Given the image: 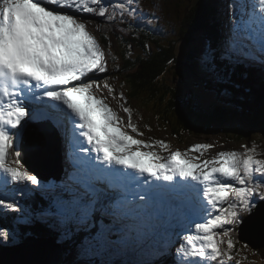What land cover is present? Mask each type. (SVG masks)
Here are the masks:
<instances>
[{"label": "snow or ice", "instance_id": "6c2138e0", "mask_svg": "<svg viewBox=\"0 0 264 264\" xmlns=\"http://www.w3.org/2000/svg\"><path fill=\"white\" fill-rule=\"evenodd\" d=\"M258 2L264 14V0ZM116 7L135 14L125 3ZM107 12L108 6H102V0H0V172L15 183L40 184L35 175L21 170L23 165L18 160L13 161L18 167L9 166L7 158L14 138L11 130L29 115L26 102H57L50 106L59 114L57 125L73 140L84 138L103 164L135 170L145 183L149 178L174 182L179 177L196 182V187L202 186L207 201L203 222L195 223L196 235L184 237L177 251L189 258L188 264L209 258H220L223 264L224 256L232 261L235 229L251 225L257 199L264 200V159L256 158L255 146H245V152L220 151L212 159L202 161L199 156L192 158L180 150L168 158L155 151H141L140 148H152L153 144L122 131L117 125V114L93 92L94 85L99 88V81L91 79L90 74L106 72V61L99 43L87 30L86 21L76 14L104 17ZM213 55L209 52L206 57L209 64ZM124 111L129 113L128 127L137 132L131 109L125 107ZM156 143L168 147L166 141ZM213 147L211 143H200L189 151L199 153ZM81 151L88 152L89 148L81 145ZM15 155L19 157L20 153ZM257 173L262 177L259 181ZM117 174L129 181L137 180L126 171ZM158 187L149 185L143 195H136L143 200L150 193L155 195ZM185 187L171 185L170 194L179 196ZM0 206L21 211L17 202L4 197H0ZM260 215V227L264 228V212ZM223 237H228L226 250L221 247L225 243ZM9 238H15L14 230L0 229V240Z\"/></svg>", "mask_w": 264, "mask_h": 264}, {"label": "rangeland", "instance_id": "374dc122", "mask_svg": "<svg viewBox=\"0 0 264 264\" xmlns=\"http://www.w3.org/2000/svg\"><path fill=\"white\" fill-rule=\"evenodd\" d=\"M110 1L115 3L117 0H102V6H108V13L110 12V9L112 8V4ZM178 1L179 0H133L131 2V4H129L127 6L128 7L131 6L132 9L137 8L139 10H143L144 12H149L146 14L147 20L146 19L144 20L145 21L144 27L152 28L153 27L152 25H156L158 28V32L162 33V32H164V30L161 29V27L165 24H168L169 20H171L172 22H175V21H178L182 18V14L184 12L185 7L183 4H179ZM222 1H224V0H222ZM151 2H157L158 6L156 8L160 9L162 12L154 13L152 10L153 8L150 6ZM225 2H227V4L236 5L239 2V0H229V1L226 0ZM219 5H221V3H219V2L217 4H214L213 7L215 8V10H213V13L217 12V10L219 9L218 8ZM222 12H224V15L228 19L227 27H226V29H224V34L227 37L240 36L241 40H242L244 36L246 37V35H250L249 30H250V27L252 25H254V27L258 30V24H261V18L256 15L252 3H249V5L247 6V12L245 13L246 18L247 17H249V18H247V19L245 18L243 23L234 24V30L236 32V34H234L228 28L232 27L233 21H238L239 18L236 16H230L226 10H222ZM76 15H78V13ZM130 16L131 15H129V14H124V13L118 12V13H115V15L111 14L110 20L120 22L121 24H123V28H127L128 22H132V19L130 18ZM163 16L166 18L163 19ZM256 16L260 18V22H258V21L256 22L253 20V18H255ZM89 18H90V15H88L86 20H85L87 23V27H89V25H90L89 21H88ZM91 18H92V24L94 25L95 21H96V15L92 14ZM173 26H176V25H173ZM105 27H108L112 31L111 27H109L107 25ZM95 29L98 30L97 27H95ZM172 30H173V28H171L170 26H167L166 31L170 35V38L162 43V45L166 48L174 41V39L176 37V35L174 34L175 30H174V33ZM200 48L203 49L204 47H200ZM182 50L183 49H181V51ZM193 50L195 51V49H193ZM190 54H191V51H190ZM190 57H191V55H190ZM245 60L246 59H243L242 62H239L237 60V58H234L232 61V64L239 66ZM255 68L258 69L257 66ZM243 73L245 76L249 75V72H243ZM172 74H173L172 69L169 68V70L166 73V77L171 78L173 76ZM211 79H214V78L211 77ZM98 81H99V88L96 87V90H93L95 96L98 99H102V100H103L104 96H106V98L109 100V102L112 106L113 112H115L117 114V116L119 118H121V122L119 120H117V125L120 127V129L122 131H124L126 134L133 136L135 139H139L142 136L141 133L143 134L142 128L144 127L143 126L144 121H140V120L142 119L143 116L149 117L150 116L149 113H156L155 112L156 110H154L153 107H147V105H149V104H147L143 98H137L136 96H134V98H135L134 100L131 101V99H128V95H129V93H131L129 85H128V91L129 92L127 91L128 92V94H127L123 90L124 86H123V84H121L122 83L121 80L117 79V82L119 85L118 88H119L120 93H114L112 91L110 92V89L106 90L102 86L103 83L100 80H98ZM239 85L242 86L240 83L239 84L236 83L235 80H233V81L229 80L228 85L223 87V89L235 90L236 92H238L240 90ZM243 87H244V85L242 86V88ZM183 88L189 89L190 92H192V93L195 92L196 96L199 99L204 98L207 101V103L209 105H211V107L217 106L218 109H220V107L222 106L221 104L224 102H228V101L236 102V101H238L237 98L239 99V96H237V98H236L234 94L231 96L228 94L230 97L226 98L225 97L226 92L222 93V94H217L215 92H208V93L204 94L203 91L194 90V88L192 86L185 85V84H184ZM93 89H94V86H93ZM121 93H123V97H121ZM247 94L250 95L251 97H255L252 93H250V92L248 93V91H247ZM137 100H142L146 105V109L144 111L142 110L141 112L135 110L134 114L131 113V121H132V123H135V125L137 126V129H138L137 132H133L132 129L130 127H128L129 113L125 112L124 108L121 105H126L128 101H130L129 102L130 104L135 105V104H137L136 103ZM248 101L250 102L251 100H248ZM45 102L47 103L48 100L45 99ZM246 106L248 107L247 104H246ZM247 107L243 109V111L245 113H248ZM128 108L132 109L133 107L131 106ZM239 108H240V106H239ZM214 112H217V110H214ZM210 113L211 112L208 113L209 118H207V122H205L203 119L197 120L199 122V125L195 130L198 133L196 136H193V137H191V136L188 137V136H184V135L180 136V137H182L181 141L183 143L187 141L189 143L194 142V144L211 143L214 145V147L211 149L201 150V152L198 153L200 155H208L210 157H213V156L217 155L220 151H229V150L240 151L242 144L238 140H236V141H238V143L226 141L230 145H227L223 148L218 147L217 140L220 141V138H224V140L229 139V140L234 141L236 138L233 137V135L235 133L233 131H236V134H239V138L240 137H247L249 134L250 135L255 134L256 131H260L259 128H253L254 131H250L248 128L246 129L242 124L239 123V119L234 121V123H235L234 127L237 129H234L230 125H229L230 127H228V125H227L226 126L227 128H226L224 126H220V125L218 126L216 124L215 128L217 131H215L212 128H209L210 127L209 125H212L211 124L212 122H216L215 118L210 117ZM51 114H52V111H51ZM213 114H215V113H213ZM224 115L226 116L228 114L223 113L222 110L219 111L217 121L223 120ZM158 116H160V115H158ZM255 120L258 123L264 124L263 122H260V121H264V119L259 117V113L255 115ZM54 121H56V120L54 119ZM138 122L140 124L139 125L140 127L136 124ZM228 124H230V123H228ZM182 125L184 126L183 122H182ZM231 128L233 131L231 130ZM39 129H40V131H42L43 127H39ZM56 129L57 130L60 129V127L57 125V123H56ZM33 130H35V129H33ZM53 130H55V129H51V130L46 129V133L50 134V132H52ZM21 131L19 130V132H21ZM23 131H24V133H26L27 128L25 127ZM147 131L150 132L151 134L157 135L159 137L164 136V138H166V136H168V139H170V140L174 139L176 141L175 142L176 150H180L182 153H187L182 148L183 146L181 145V143L178 141L180 134L175 130V128L172 129V128L149 127L147 129ZM182 131H184V130L182 129ZM244 132L246 133V135L244 134ZM46 133H44L43 135H46ZM145 135H146V133H145ZM185 135H188V134L185 133ZM24 136L22 137L23 138L22 142H24L23 148H22L21 154L19 156V161H22V162L26 159H29L32 156V152H29L30 150L27 149L28 145L24 139ZM35 136H36V134H35ZM32 137H33V132L30 134V141H31ZM55 139L57 140V136L55 137ZM258 139L264 141V137H261ZM20 141L16 142V144H14V147L12 149H9L10 155L7 159L11 162L15 161L14 154L17 152V149L19 150V148H20V145H21ZM76 142H77V145H80L82 143V138L80 139V141H76ZM234 143H237V144L234 147H232V145ZM85 144H87L86 141H85ZM54 146L56 147V142H55ZM134 147L135 146H133V148ZM68 148H69V146H66L65 142H63V146H61L58 149V151H60V150L62 151V149L67 150ZM158 149L159 148H155V150H158ZM23 152H25V153L23 154ZM46 154L48 156L53 155L52 152L49 150H46ZM80 156H81L82 160L85 159L83 151H81ZM87 158L90 159V156L87 155ZM93 161L95 163V160H93ZM30 162H31V160H29L28 164ZM31 164H32V162L30 163V166H31ZM53 165H54V162L50 167L52 168ZM50 167H48V168H50ZM59 174H61V173L59 172ZM72 175H73V172L70 171L69 176H72ZM186 182L187 181H182L180 178L177 177L176 181H174L172 183H173V185H175L177 183L178 184L183 183V185H184ZM22 184H23V189L26 191L27 190L34 191V188L36 186V185L31 186L29 183H22ZM153 184H154L153 181H150L149 185H153ZM149 185H148L147 190H149ZM38 186L41 187V190H48L49 189V192L50 191L52 192V190H54V189H52L50 182L44 183V182L40 181V184ZM78 186L83 187V184H79ZM170 186H171V184L166 181L162 197L158 196V197H156L157 198L156 200L154 199L151 202V204L153 205V209L159 214V216L161 217L162 220H170L171 215L176 218L177 217L176 212L179 213L178 208L173 209V206H171V205L168 207V212H163L159 208V203L161 202L162 199L169 200V197L171 198L173 196L170 194ZM182 191H183L184 195L188 196V198H189L190 194H189L188 190L186 189V187L184 188V190L182 189ZM159 193L162 194V189L159 190ZM69 196H74V193L70 194ZM185 199H186V197H185ZM195 199L197 201V204L195 205L196 209L198 210L197 214L201 211V213L204 217L205 213H204L203 209L207 205V202H205L203 200V196H201L200 194H196ZM99 201L101 204V200L98 199V202ZM84 203L86 204L85 201H84ZM130 207L133 208V209L130 208L132 213L138 214L137 206L133 203V200H131ZM126 208H127V206H126ZM94 209H95V204L92 202L91 211H93ZM117 209L114 208V210L117 211L118 214L119 213L122 214L120 217V222H123L125 220V222L128 224V222L126 220H129L130 221L129 224L132 223L131 230L127 231V233H124L122 229L118 228L119 227L118 225L115 226V224H114L113 226H111V225L109 226L107 224L101 223L102 225H105L104 227H101V230H102L101 238L96 237V236L92 237V236H88V235H87V237L82 238L85 234V231H87L85 229L88 226L87 223L89 221V217L88 218L84 217L86 215V209L82 205L80 208H78L76 215H75V214L70 212V209L68 206H66L64 203L60 202L59 200L54 199V201L52 202V207L48 208L47 210H45V209L44 210H40V209L36 210L37 213H35L34 215H30L25 220L28 221L30 224H32L37 220L38 217H41L50 226V228L56 232V234L59 237L58 238L59 240H60V238L62 240H65V247H67V248L69 247V249H71V251H73V250L75 251L74 253H70L69 250H67V251L63 250L64 254H62V256L64 257V260L62 261V264H94V263H100L101 264L102 260L105 259V257L111 258L112 260H116L117 258H119L118 256L120 254H122L123 252H125L127 249L130 248L131 244L136 245L140 239V236L143 232L144 227H147L151 224V221L149 218L133 217V218L127 219L126 214H125V209L122 207L117 208ZM107 213H109L108 216L110 218H112L113 214L110 212V210ZM109 217H107L106 221H111ZM147 217H149V216L147 215ZM178 218L181 219L180 216ZM101 221L106 222L105 220H101ZM181 221L183 223L182 219H181ZM118 222H116V223H118ZM113 223H115V222H113ZM83 226H85V227H83ZM94 226H95L94 223L91 222V225L88 228V230H91L92 228H94ZM107 226H109V227H107ZM98 227H99V232H101L100 225ZM104 228H106V231L104 230ZM77 231H78V235L73 236L77 233ZM80 233L82 234V236H79ZM99 234H101V233H99ZM77 237L79 239H82V241L69 242V241H73ZM16 240H17V238L15 237L14 239L9 238L8 240H3V241L10 244L11 247H16L18 245V242ZM161 240L164 241L167 239L162 238ZM3 241H1V242L4 243ZM12 241H14L13 242V243H15L14 245L12 244ZM221 247L223 248V245H221ZM10 250L11 249H7L6 252L7 251L10 252ZM0 253H4V250L1 251ZM259 255H261V257L264 258V250H261L259 253H257L256 251L252 250L248 246V252H245V259H250L252 261H258V262H264V259H261L259 257ZM132 256L135 258H139V257L143 256V254L142 253H136L134 251ZM68 258H69V261H68ZM141 259H142V257L140 258V260ZM4 260H5V258H2V261H4ZM238 261H239V259H238ZM202 262L206 263L207 261L202 260ZM0 264H8V261L6 260V263L0 262Z\"/></svg>", "mask_w": 264, "mask_h": 264}, {"label": "trees", "instance_id": "16d2710c", "mask_svg": "<svg viewBox=\"0 0 264 264\" xmlns=\"http://www.w3.org/2000/svg\"><path fill=\"white\" fill-rule=\"evenodd\" d=\"M178 3L183 4L185 8L182 18L176 21V26H171V28H173V33L175 30L174 34L176 37L167 48L164 47L159 40L166 41L170 38L169 34L163 36L160 35L159 37L154 36L153 34H147L145 36H137V38L133 40H127L128 37L123 35L116 36L117 39L120 40L119 45L122 48L121 61L123 67L120 75L124 80V83L127 85L126 87V85L123 84V90L128 94L129 85L131 101L135 99L134 96L137 98H143L145 102L149 104L147 107H153L154 110H156V115H160L162 119H167V121H169V115L172 112L177 114L176 110H179L178 108L176 109L177 106H185V113L190 110L194 113L195 107H200L199 105H195L201 104V101L197 96L190 92L189 89H184L183 86L185 81H188L191 86H194V83L192 82L193 80L195 85H197L198 78L202 79V77L195 72L193 67V64L196 66L204 64L199 59V44L196 43L194 48L195 51L191 50V48L195 42L199 41V39L204 41V39L211 37V34L206 31L207 27L210 29H214L215 27L213 23V12L211 9L213 0H179ZM150 39H153L154 41ZM149 42L151 45H149ZM181 49L183 50L181 51ZM234 50V47L230 49L231 52ZM128 53H131V55L128 56ZM213 60H218V58L214 57ZM257 67L259 68V66ZM169 68H171L173 72L171 78L166 77ZM246 72H249V75L251 76L244 84H242V86L244 85L243 88L239 85V91L241 92L239 99L237 98L239 94L235 90H226V93L231 91L237 98L238 101L233 102L237 111L240 110L243 104L248 103L252 105L255 110H259V117L264 119V82L257 76H254V73L251 71ZM227 73L228 68L224 74L226 75ZM211 77L215 78V74ZM229 80H235V82L239 84V74L233 72ZM193 88L194 90H199L197 87ZM247 91L248 93H252L255 97L248 95ZM228 94L230 96L232 95L231 93ZM193 95L195 100L191 102ZM248 100L251 101L249 102ZM139 101L140 106L146 108L145 103L142 100ZM214 110H217V112H214ZM209 111L218 116L219 109L217 106L211 107ZM240 113L243 112L241 111ZM239 118L242 121H248V119ZM153 120L156 121L152 118L151 123ZM176 123H179L182 126V129H184V126L180 123L178 118L176 119ZM245 126H247L250 131H254L251 125L245 124ZM255 135H257V132H255V134H249L248 140H256L257 137H255ZM233 137L236 138L235 140H238L239 134H236L235 132ZM102 201L106 200L103 199ZM94 204L96 206V203ZM104 206L105 204L101 203L100 209H103ZM90 212L92 211L90 210ZM89 227L90 225L86 227L85 230L87 231H85L84 236L88 235L97 237V230L95 229L93 232L94 234L92 235V231L88 230ZM1 241L3 240H0V252L3 251V248L10 246V244L3 241L4 244ZM13 242L14 241H12V244L14 245L15 243ZM63 249L64 251L68 250L67 247H63ZM261 250H264V248L256 252L259 253ZM259 257L264 259L261 255H259Z\"/></svg>", "mask_w": 264, "mask_h": 264}, {"label": "water", "instance_id": "95a60500", "mask_svg": "<svg viewBox=\"0 0 264 264\" xmlns=\"http://www.w3.org/2000/svg\"><path fill=\"white\" fill-rule=\"evenodd\" d=\"M188 83V81H186ZM245 107L246 104H244ZM247 110L249 111L248 113L243 112L246 116H248L246 119H248V121H240V124H249L251 125L253 128H259L260 131H256V132H260L264 135V124L262 123H258L255 120V115L258 114L256 111L255 113H251V111H254V107L250 104H247ZM222 111H225L226 108L225 107H221L220 108ZM219 109V111H221ZM200 111L198 109H195L194 113H192V111L190 110L189 112H184V114L192 117L193 119L189 120V121H183L184 127L186 129H191L193 131L196 130V128L199 125L198 121L192 122L194 120V116L193 115H199ZM210 117L211 118H215L216 122H212V125H209V128H215V125L217 124L219 126V124L217 123V119L218 116H216L213 113H210ZM260 114V113H259ZM237 115V114H235ZM207 118L208 115L206 113V117H205V121L207 122ZM238 118H235V120H237ZM263 122L264 121H260ZM145 124V123H144ZM146 125V124H145ZM207 127V126H206ZM226 127V126H224ZM217 131V130H216ZM236 132V131H234ZM229 140V139H227ZM56 142V147L55 150L56 151H52L53 155H51L52 159H54V167L59 168V163H58V159H59V151H58V142L54 137H49V136H40L38 139V143H39V148H40V153L38 150H36V154L37 156H31L29 159H26L23 161V164L29 169H31V171H33L34 173H36L39 177L45 179V175L47 173H50L52 171V168H48L47 164L50 161V157H47L46 155V149H47V145L51 144L50 150H52V148L54 147V144ZM48 150V149H47ZM29 160H31L32 162V168L30 166V163L28 164ZM264 212V204L261 205L257 210L256 213L253 215V220L251 225L246 226V228L244 229V232L247 233L245 235H243L241 237V239H243L244 241L249 242L252 246H262L263 244L260 241V238H264L263 234L264 232L255 229V225L256 223L260 222L258 220L261 219V213ZM249 220V219H248ZM247 220V221H248ZM251 229V231H249ZM9 257V258H8ZM5 258V260L3 261V263H6V260L8 261V264H62V261L64 260V257L62 256V250H60V247L56 244V242L53 239H39V238H29L27 240H25L22 244L16 246V247H12L9 255ZM28 259V260H27Z\"/></svg>", "mask_w": 264, "mask_h": 264}, {"label": "bare ground", "instance_id": "6f19581e", "mask_svg": "<svg viewBox=\"0 0 264 264\" xmlns=\"http://www.w3.org/2000/svg\"><path fill=\"white\" fill-rule=\"evenodd\" d=\"M244 16H245V18H246V14H244ZM247 18H249V17H247ZM246 18V19H247ZM253 20L254 21H258V22H260V18L259 17H255V18H253ZM258 30H260L261 32H263L264 33V27H261V24H258ZM255 35L257 36L258 34H257V32H255ZM239 61H241V59L239 60ZM228 93H231L232 95H233V92H231V91H229ZM226 106H227V109L225 110V111H223V113H225V114H228V115H224V119L223 120H220V121H217V123L220 125V126H232L234 129H237V128H235L234 126H235V123H234V119L235 118H238L240 121H242L239 117H241V118H243V119H246L248 116H245V114L244 113H240L241 112V110H239V111H237L236 109H235V104H231V105H229V102H226ZM33 110V109H32ZM31 110V111H32ZM235 114H237V115H235ZM227 116H230V117H227ZM52 118H54V117H52ZM32 120V119H31ZM236 121V120H235ZM228 123H230V124H228ZM53 125L55 126L56 125V121H53ZM229 126V127H230ZM243 126L247 129L248 127L247 126H245V124H243ZM35 127V128H34ZM26 128H27V132L26 133H24V131L22 130L21 132H19V129L17 128L16 129V131H15V133L14 134H12V135H16L17 136V138H16V140H15V144H16V142H19L20 140H21V138L24 136V139H25V141L27 142V145H28V150H30L29 152H32V156H37V154H36V150H38L39 151V153H40V148H39V143H38V139H39V137L40 136H43V134L44 133H46V130H42V131H40V129H39V127H38V125H35L34 123H32L31 124V126L30 125H26ZM33 129H35V130H33ZM46 129L47 130H51V129H54L53 127L52 128H49V127H46ZM33 132V137L31 138V141H30V134ZM35 134H36V136H35ZM244 134L246 135V133L244 132ZM46 136H49V137H56V135H55V130H53L52 132H50V134H47L46 133ZM86 141V140H85ZM54 145H55V143H53ZM33 147V148H32ZM50 147H51V144H49V145H47V149L49 150V151H56L55 150V146L52 148V150H50ZM60 148V147H59ZM58 148V149H59ZM46 149V150H47ZM34 150V151H33ZM17 151H19L18 149H17ZM25 152H23V154H24ZM52 154H53V152H52ZM47 155V154H46ZM47 157H50V161L48 162V164H47V166L48 167H50L52 164H53V162H54V160L52 159V157L51 156H48L47 155ZM9 161V160H8ZM22 162V161H21ZM90 162L92 163V164H88V166H87V169L82 173V176H83V180H86L87 179V175L88 174H90L91 172H92V168L95 166V163H94V161L93 160H90ZM96 164H98V163H96ZM32 164H31V168H32ZM93 166V167H92ZM28 167V166H27ZM117 171L118 172H124V168H123V166H117ZM95 178V176H92V177H90L89 178V180H88V182H91L93 179ZM179 178V177H178ZM190 181H187L184 185H187L188 183H189ZM149 183H150V181H149ZM171 185H173V183L172 182H169ZM181 185H183V183H181ZM183 190H184V188H183ZM96 191H97V189H96ZM119 191H120V196H122V188L121 187H119ZM201 192H202V188H201ZM202 196H203V194H202ZM184 197H186V199L188 198V196H186V195H184ZM128 197H125V199H127ZM98 199L99 198H95L94 200H93V203H97L98 202ZM106 200V198L104 197V196H102V198L101 199H99V200H101V203H106V201H102V200ZM132 199L131 198H129V201H131ZM85 202H87V200L85 199L84 200ZM22 205H23V203H21ZM130 205H131V203H129V204H127L126 206H127V209H130L131 207H130ZM24 206V205H23ZM131 209H133V208H131ZM199 209V208H198ZM109 210H110V212L113 214L112 215V218H110L109 216V218L111 219V221H106L107 223H110V224H115L116 222H120V216L118 215V213H117V211H114V208H113V206L112 205H110V207H109ZM178 211H179V213H180V208H178ZM197 211L198 210H196L195 211V214L194 215H190L189 213H183V214H179V213H177L176 212V216L177 217H181V219L183 220V223H184V225L185 226H187V223L189 222V221H193L194 223H198V222H203L202 220H203V215H202V213H201V211L197 214ZM133 215H136V214H134V213H132ZM171 217H173L172 215H171ZM170 217V218H171ZM125 221V220H124ZM113 222H115V223H113ZM128 222V224H129V222L130 221H127ZM93 223H94V221H93ZM88 225H91V222H90V219H89V221H88V223H87ZM97 231H96V233L98 234V236L97 237H100L101 238V235H102V231L101 232H99V229H96ZM104 230L106 231V228H104ZM99 233H101V234H99ZM109 234V233H108ZM100 235V236H99ZM84 237H87V236H83V238ZM7 243V242H6ZM252 250H254V251H258V250H260V249H263L264 247L263 246H252V245H250L249 246ZM12 247H11V245L10 246H7L6 248H3V250H4V253H0V262H3L2 261V258L3 257H6L7 258V256L9 255V251H7L6 252V250L7 249H11ZM110 248V247H109ZM6 252V253H5ZM62 254H64V252L62 253ZM9 258V257H8Z\"/></svg>", "mask_w": 264, "mask_h": 264}]
</instances>
